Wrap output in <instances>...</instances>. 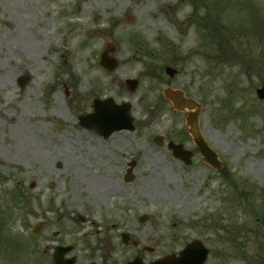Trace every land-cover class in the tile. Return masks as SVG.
<instances>
[{
  "label": "rangeland",
  "instance_id": "374dc122",
  "mask_svg": "<svg viewBox=\"0 0 264 264\" xmlns=\"http://www.w3.org/2000/svg\"><path fill=\"white\" fill-rule=\"evenodd\" d=\"M224 1L0 0V264H52L56 244L71 245L72 264L148 263L193 238L209 248L204 264L262 261L264 22L252 6L264 15V0ZM208 7L234 26L233 53L220 56L217 33L194 20ZM108 41L112 71L98 62ZM167 85L200 103L222 169L198 153L189 109L172 108ZM108 96L131 103L135 127L103 138L77 116ZM154 134L181 142L191 162Z\"/></svg>",
  "mask_w": 264,
  "mask_h": 264
},
{
  "label": "water",
  "instance_id": "95a60500",
  "mask_svg": "<svg viewBox=\"0 0 264 264\" xmlns=\"http://www.w3.org/2000/svg\"><path fill=\"white\" fill-rule=\"evenodd\" d=\"M127 19H131L130 16ZM114 52V45L112 42H108L105 49L100 54L99 63L105 66L109 71L113 70L118 64V60L112 56L110 53ZM166 71L169 74L175 72L174 69L166 67ZM29 75L25 74L18 78V83L23 87L29 80ZM127 87L130 91H133L137 85V79H127ZM257 94L259 97H264V88H258ZM164 95L168 97L173 105V108L182 110L185 107L194 108V110L189 111L186 117V124L188 125V131L190 132L194 143L196 144L199 153L203 156V159L209 162L215 168H220L221 162L217 158V154L206 144L203 137L201 136L198 125H197V112L199 104L193 101L190 97H185L182 91L177 89H172L166 87L164 90ZM94 112L86 114L84 116H79V124L87 128H94L99 133L107 136L111 131L119 128H133L132 120L133 118L129 114L130 104L123 102L120 105H115L112 98H107L105 100L96 99L93 104ZM154 140L158 144H162V137L155 136ZM168 146L172 148L173 154L184 160L185 163L190 162L191 152L183 149L182 144H174L172 141L168 143ZM133 164V162L131 163ZM126 180L132 178L130 170L126 175ZM144 218V217H142ZM124 241L127 240V234L123 233ZM57 253L54 254L53 264H71L73 259H62L61 254L62 249L59 247ZM208 248H206L198 240H193L185 245L183 249L178 252V255L171 253L164 256L161 259L152 261L150 264H203L206 259ZM97 264V263H90ZM128 264H142L140 259L137 258L133 261L128 262Z\"/></svg>",
  "mask_w": 264,
  "mask_h": 264
},
{
  "label": "trees",
  "instance_id": "16d2710c",
  "mask_svg": "<svg viewBox=\"0 0 264 264\" xmlns=\"http://www.w3.org/2000/svg\"><path fill=\"white\" fill-rule=\"evenodd\" d=\"M257 15L259 18L264 19V15H261V12L258 13V10L255 9ZM207 28L212 30L215 29V32L217 33V36H219L217 38V46L218 49H221V52L223 53V51H225V53L229 52V53H233L234 52V30L230 29L229 27L226 26V28L224 27L223 24H221L220 22H215L213 25H211L210 23L207 25ZM222 53L218 54L221 56ZM264 222V219H263ZM1 224V222H0ZM1 235V234H0Z\"/></svg>",
  "mask_w": 264,
  "mask_h": 264
}]
</instances>
